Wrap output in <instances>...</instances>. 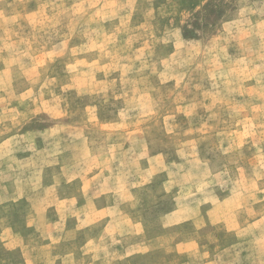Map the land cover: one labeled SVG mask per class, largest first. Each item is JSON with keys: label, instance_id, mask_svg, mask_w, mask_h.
<instances>
[{"label": "rangeland", "instance_id": "374dc122", "mask_svg": "<svg viewBox=\"0 0 264 264\" xmlns=\"http://www.w3.org/2000/svg\"><path fill=\"white\" fill-rule=\"evenodd\" d=\"M0 264H264V0H0Z\"/></svg>", "mask_w": 264, "mask_h": 264}]
</instances>
